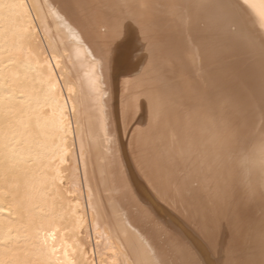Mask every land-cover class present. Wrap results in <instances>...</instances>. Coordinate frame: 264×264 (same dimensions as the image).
<instances>
[{
	"label": "bare ground",
	"instance_id": "bare-ground-1",
	"mask_svg": "<svg viewBox=\"0 0 264 264\" xmlns=\"http://www.w3.org/2000/svg\"><path fill=\"white\" fill-rule=\"evenodd\" d=\"M0 264H264V0H0Z\"/></svg>",
	"mask_w": 264,
	"mask_h": 264
}]
</instances>
